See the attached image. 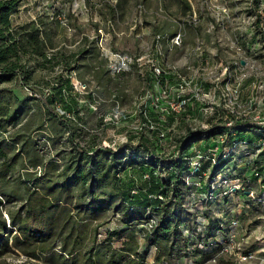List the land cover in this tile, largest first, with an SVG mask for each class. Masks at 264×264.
<instances>
[{"label":"rangeland","instance_id":"374dc122","mask_svg":"<svg viewBox=\"0 0 264 264\" xmlns=\"http://www.w3.org/2000/svg\"><path fill=\"white\" fill-rule=\"evenodd\" d=\"M126 1L131 7L130 15L133 19H130L131 25L126 28L124 25L118 28L113 26L108 18L111 13L107 9V1L76 0L78 5L81 3L86 6L90 3L92 10L90 15L88 12L83 13V19L80 18L79 11L74 14L69 9V13L74 18L79 17V22L74 20L75 24L67 27L65 26L67 18L61 15L62 13L69 15L67 12L65 14V9L68 7L66 0H33L30 4L25 1V5L21 6L20 18L24 20L23 23L30 20L29 15H32L34 19L38 16L55 17L61 22L56 27L49 26L50 34L52 42H63L61 49L66 55L80 49H88L77 62L70 63L72 68L77 67V73L73 74L71 81L74 83L79 81L86 85V91L78 96L79 105H81L78 117H81L82 122L77 125L80 130L76 132V141L81 145L97 144L102 139L110 138L112 134L118 135L124 132L127 128L125 125L138 124L140 119L134 116L125 117L124 123L119 127H102V117L109 113L116 103L127 114L133 109L134 101L148 86L145 76L148 72L147 65H142L141 72L137 66L126 72L112 73L110 71L108 61L96 43L99 28L104 33L105 47L135 57L143 56V61L157 59L163 67H175L181 75H189L190 69H198L199 73L206 72L204 69H207L215 73L220 61L232 66H235V62L240 63L243 66L242 72L247 78L243 81L239 102L244 104L248 100L252 89L250 77L254 70L264 65V44L259 40L258 31L249 24V16L260 0L256 3L252 0ZM222 6L228 8V17H222L219 12ZM65 27L66 30H64ZM119 30L124 33L120 37L116 34ZM158 34L162 39L157 45L159 50L156 49V51L154 37ZM176 35H179L180 39L178 44H174L171 40ZM80 36L81 40L76 43ZM84 37L87 41H84ZM63 67V64H59L53 68L34 69L27 83L30 90L23 87L16 79L1 86L13 89L20 96H26L31 92L37 95L45 94L44 89L53 83ZM87 94L94 99L95 110L83 108L80 102L81 96L89 102ZM217 98L218 95L213 103L220 102ZM107 99H113L116 103L115 101L104 103ZM203 99L202 97L198 100L199 102L195 101L191 106L185 107L173 115L174 118L161 122L153 120L154 123L156 122L155 125L167 135V138L161 141L159 148V151L163 150L161 155L164 158H174L173 147L178 144L187 128L199 127L200 124L206 123L202 110L205 107ZM152 141L156 139L153 138ZM196 144L197 142L192 143L193 146ZM46 148H43L44 156L49 155V150L47 151L48 148ZM59 149H61L59 144L55 148L51 147L53 153ZM231 156L232 158L235 156V165L237 169H242V175L248 176L253 168L248 164L250 158L241 150L238 154ZM233 170L232 163H229L220 173L231 176L234 175L231 173ZM207 176L208 174L204 178ZM125 177L128 178V176ZM184 179L185 185L191 187L189 192H185L181 205L187 213L186 222L181 223L180 226L183 236L188 239L187 247L179 251V255L167 257L152 246L146 250V264H264V194L260 189L261 179L251 182L247 188L242 183L239 188L232 187V189L229 185L235 178H229V183L222 184L217 179L216 182L210 183L214 184L211 189L215 191L209 194L210 197L194 192L196 184L193 182L197 181L196 177ZM0 199H2L0 225L3 220L6 225L5 230L0 227V236L8 240L5 250L0 245V264H87L86 258L91 254L95 252L108 254L110 251L120 249L126 240L125 237L120 240H111V247H107L109 246L106 241L107 233L123 228L120 213L116 212L115 207L97 212L98 214L92 219L87 214L83 216V213H77L74 204H69L64 205L65 208L60 206L61 208L56 211V234L45 244L50 248L47 252H41L36 244L15 247L12 238L17 231L11 225L8 214L15 213L21 202L12 197L0 196ZM67 217L65 225L64 221ZM216 224H220L224 231L216 232L215 240L223 241L227 251L220 252L218 248L210 258L201 263L196 262L199 257L194 258L188 254L191 249L203 247V242H200L196 233L203 227ZM136 231H138L135 236L137 250L143 253L145 250L143 236L138 228ZM64 246L68 249H76L72 255H66L61 251ZM185 252L187 254H184Z\"/></svg>","mask_w":264,"mask_h":264},{"label":"trees","instance_id":"16d2710c","mask_svg":"<svg viewBox=\"0 0 264 264\" xmlns=\"http://www.w3.org/2000/svg\"><path fill=\"white\" fill-rule=\"evenodd\" d=\"M25 1L0 0V196L21 202L15 213L8 214L17 231L12 238L14 246L36 244L41 252H47L50 248L45 244L56 234L57 209L74 204L77 213L87 214L92 219L97 212L115 207L123 228L107 233V247H111V240L126 238L118 250L91 254L86 258L87 264H146V250L152 246L164 256L179 255L188 244L180 226L187 216L181 207L183 196L191 188L184 182L190 175L191 147L205 149L209 137L230 130L235 137L229 138L226 146L232 147L234 141L252 145L264 138V127L237 123L232 128L220 125L205 130L187 128L177 144V156L170 159L156 152V141H152L156 135L154 131L151 137L141 134L136 144L131 138L116 151L98 148L96 143L81 145L75 137L80 130L77 125L82 122L78 117L81 105L69 74L77 68H72L70 63L77 62L88 49L66 55L61 45L52 42L49 26L59 24L55 17L38 16L15 24L13 16ZM84 41H87L85 37ZM59 64L64 67L44 89L48 91L47 95L29 91L32 95L20 96L13 89L1 86L16 79L30 90L27 83L34 69L53 68ZM146 79L149 82V78ZM87 99L94 102L89 94ZM193 142L197 144L193 146ZM58 144L61 149L54 151L55 158L46 159L43 148H55ZM214 161L212 164L211 156L201 161L193 175L200 181L194 192L210 197L214 191L211 189L214 184L210 183L216 182L226 163H232L234 175L220 177V184L223 180L237 178L247 188L260 178L264 187V149L250 161L253 168L248 176L242 175V169H237L232 156L223 158L219 153ZM145 174L147 177L143 178ZM151 220V227H145ZM139 225L143 227H137ZM0 227L6 229L4 220ZM137 228L144 240L143 253L137 250ZM218 231H224L220 224L203 227L196 233L203 247L188 252L194 258L199 257L196 262H203L220 249L219 240H215ZM7 244V238L0 236L4 250ZM75 249L64 246L61 251L72 255Z\"/></svg>","mask_w":264,"mask_h":264},{"label":"built area","instance_id":"2783aa9c","mask_svg":"<svg viewBox=\"0 0 264 264\" xmlns=\"http://www.w3.org/2000/svg\"><path fill=\"white\" fill-rule=\"evenodd\" d=\"M252 1L256 3L258 0ZM219 12L222 14V17L229 16V11L226 6L220 7ZM193 20L195 21V19ZM249 24L258 31L259 40L264 44V0L256 3L253 13L249 16ZM97 32V46L107 59L108 67L112 73L130 71L134 66H137L139 72H141L142 65H147L148 72L145 73V76L149 78L148 86L143 90L141 96L134 101L133 109L127 113L129 115L125 114V111L115 101L116 104L112 106L111 111L102 117V127H119L124 123L125 117L131 118L134 116L139 117L138 124L132 126L125 125L127 128L125 127L124 132L118 135L112 134L110 138L102 139L96 144L98 148L116 151L123 145L129 143L131 138L133 139L131 142L136 144L141 134L144 137H151V132L154 131L156 133L155 137H153L156 139V142L154 141L155 150L161 154L163 151H159L161 141L166 139L167 135L166 132L155 125L156 122L154 123L153 120L161 122L171 117L174 118L173 115L179 113L185 107L191 106L195 101L196 103L199 102L198 100L202 97L205 103V107L202 110L204 111L203 114L206 123L200 124L199 127L189 128L190 130H205L214 125L232 128L237 123H249L262 128L264 127V65L258 70L253 69L254 71L250 77L252 78L250 83L252 87L251 94L248 100L242 104L239 102L240 90L243 81L247 77L242 72L243 66L240 63L235 62V66H232L225 65L220 61L215 73L212 70L207 71V69H204L206 72L203 71V73H199L198 69H190L189 75H181L175 67H163L157 59L143 61V56L135 57L128 53L105 47L104 33H102L100 28L97 29ZM161 39L162 37L159 34L154 37L155 50H159L157 45ZM171 40L174 44H178L180 40L179 35H176ZM76 73L77 70L72 69L69 74L70 78ZM71 83L78 95L86 91L85 84L79 81L75 83L71 81ZM47 94L48 91L45 90V95ZM217 95V99L220 102L215 104L213 100L216 99ZM81 97L80 102L84 109H96L95 103L87 102L83 96ZM57 110L63 114L58 107ZM233 137H235V134L230 130L228 133H218L209 137L205 149L191 147L190 152L192 154L188 161L190 175L185 178L187 180L193 178L194 173L200 167L201 161L206 159L207 156L212 157L213 164L215 163V156L219 153H222L223 158H228L231 155L238 154L241 150L250 158L248 161V164H250V161L257 153L264 149V138L258 139L252 145L247 144L245 141H234L232 147L226 146L229 138ZM173 148V156L175 158L178 154L177 145L175 144ZM228 164L226 163L223 169H220V172H223ZM220 172L218 179L225 175ZM145 177H147V174L143 175V178ZM222 182L229 183V181L226 182L225 180ZM233 182L229 185L231 189L232 187L239 188L242 184L237 178ZM193 184L199 186V179L197 178V181L193 182ZM260 188H262V193L264 194V187L261 183ZM152 223L153 221L151 220L145 224V227L150 228ZM219 243L221 245L220 252L227 251L224 242L219 240Z\"/></svg>","mask_w":264,"mask_h":264},{"label":"crops","instance_id":"0c3cea01","mask_svg":"<svg viewBox=\"0 0 264 264\" xmlns=\"http://www.w3.org/2000/svg\"><path fill=\"white\" fill-rule=\"evenodd\" d=\"M31 1H33V0H26V2H27V4H30L31 3ZM67 1V0H66ZM76 0H68L67 2H68V7L65 9V14H66V12L69 14V15H64V13H62L61 15L63 16V17H65L66 16V18L67 19H65V22H66V27L67 26H70V24L73 26L75 23H74V20L77 22H79V17L78 16H76V18H74L73 17V15H71L70 13H69V9L71 10V13L72 12H74V14H75V12L76 11H79L78 13H80L81 14V17L80 18H83L84 17V15H83V13H86V12H88V14L90 15V11L92 10L91 8H90V3H88L86 6L84 5V4H81V3H79V5H78V3H76L75 2ZM105 1H107L108 2V7H107V9H108V11H110V13H111V15H110V17H108V18H110V20L112 21V24H113V26L114 27H116V28H118V26H120L121 25V27H123V25H124V27L126 28V27H129L130 25H131V20H133L132 19V16L130 15L131 14V7H130V5L128 4V2L126 1V0H102V2H105ZM25 4L23 3L21 6H24ZM31 9H29V11H30ZM28 11V12H29ZM20 12H21V7H20V10H19V12L16 14V15H14L13 16V20H14V23L15 24H21V23H23L24 22V20L23 19H21L20 18ZM100 13L102 12L101 10L99 11ZM103 14H105V13H103ZM30 16V20H28V21H31V20H34V17L32 16V15H29ZM86 16V15H85ZM49 18H52V17H50V16H48ZM57 17H59V14H57ZM84 19V18H83ZM91 19V18H90ZM131 19V20H130ZM59 20V19H58ZM91 20H93V19H91ZM27 21V22H28ZM59 23H61L60 21H58ZM141 22V21H140ZM77 24V23H76ZM77 26V25H76ZM60 27V26H59ZM66 27H65V29L64 30H66ZM117 34V36H121L122 34H124L123 33V31H118V33H116ZM141 35H142V33H140ZM81 40V36H80V38L76 41V43H78L79 41ZM63 44V42H59L58 43V45L60 46V45H62ZM65 45V44H64ZM159 63H160V61H159ZM114 97V96H113ZM110 101H115V100H109V99H107V101H104V103H107V102H110ZM103 102V101H102ZM80 120H81V117H80ZM96 142V141H95ZM47 149V148H46ZM63 150H66L65 148H62ZM49 150V155H46V156H44L46 159L47 158H55L54 157V154L55 153H53L52 151H51V148H48L47 149V151ZM51 151V152H50Z\"/></svg>","mask_w":264,"mask_h":264}]
</instances>
